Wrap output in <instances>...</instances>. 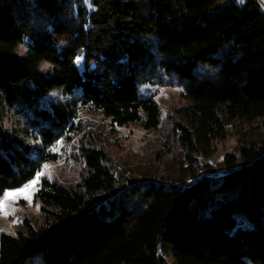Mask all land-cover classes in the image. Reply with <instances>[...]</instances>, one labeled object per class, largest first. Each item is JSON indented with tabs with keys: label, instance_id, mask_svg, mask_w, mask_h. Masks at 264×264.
Wrapping results in <instances>:
<instances>
[{
	"label": "trees",
	"instance_id": "trees-1",
	"mask_svg": "<svg viewBox=\"0 0 264 264\" xmlns=\"http://www.w3.org/2000/svg\"><path fill=\"white\" fill-rule=\"evenodd\" d=\"M167 82L187 100L168 117L177 174L118 173L81 112L157 131L148 91ZM241 121L261 139L209 163ZM60 142L81 171L43 176L45 222L0 234V264H264L260 0H0V194L59 162Z\"/></svg>",
	"mask_w": 264,
	"mask_h": 264
},
{
	"label": "rangeland",
	"instance_id": "rangeland-1",
	"mask_svg": "<svg viewBox=\"0 0 264 264\" xmlns=\"http://www.w3.org/2000/svg\"><path fill=\"white\" fill-rule=\"evenodd\" d=\"M16 53L27 55L29 51L23 45H19ZM41 67L47 66L42 65ZM148 93L154 96L162 110V125L157 131H147L139 125L112 129L109 120H106L99 113L83 111L81 117L91 127L103 131L102 147L110 159L111 166L118 173L125 175L151 174L158 178L162 176L172 178L177 174L180 151L176 143L172 139H168L172 128L168 117H173L175 109L186 105L187 100L183 96L181 88L176 84H168V82L164 86L154 85ZM52 99L60 100L61 98L55 92L52 93ZM2 115L8 129L17 130L19 134H22V125L20 126L11 114L3 111ZM261 124V121L250 124L241 121L232 124L229 127L226 140L215 143V153L208 162L219 167L226 154L239 152L241 140L261 139L263 134ZM74 142L76 143V139ZM64 144V142H60L55 148V152L59 153L61 160L46 164L47 170L43 167L40 172H44V176L51 180H58L66 184L79 174L81 166L70 160L69 154H65L66 147ZM41 180L37 186L38 190L31 193L30 201L20 198L16 202H10L8 215L0 211V234L16 235L17 231L22 228L25 219H29L35 225H42L45 222V216L41 210L42 202L38 198ZM18 189L6 190L5 192ZM3 193L0 194V202H2Z\"/></svg>",
	"mask_w": 264,
	"mask_h": 264
},
{
	"label": "snow or ice",
	"instance_id": "snow-or-ice-1",
	"mask_svg": "<svg viewBox=\"0 0 264 264\" xmlns=\"http://www.w3.org/2000/svg\"><path fill=\"white\" fill-rule=\"evenodd\" d=\"M241 2H243V0H241ZM53 150L55 151L56 149ZM44 168L47 170L48 166L45 165ZM44 175V172H37L34 179L28 184L24 185L21 189L3 193L2 202H0V211H3L5 215H8V205L10 202H16L20 198L30 201L31 193L35 190H38L37 186Z\"/></svg>",
	"mask_w": 264,
	"mask_h": 264
},
{
	"label": "built area",
	"instance_id": "built-area-1",
	"mask_svg": "<svg viewBox=\"0 0 264 264\" xmlns=\"http://www.w3.org/2000/svg\"><path fill=\"white\" fill-rule=\"evenodd\" d=\"M260 2L262 3L263 7H264V0H260Z\"/></svg>",
	"mask_w": 264,
	"mask_h": 264
}]
</instances>
